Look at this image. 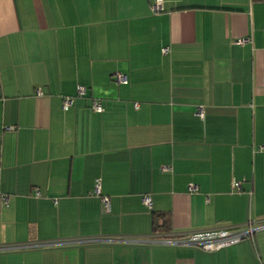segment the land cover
<instances>
[{"label": "crops", "instance_id": "obj_1", "mask_svg": "<svg viewBox=\"0 0 264 264\" xmlns=\"http://www.w3.org/2000/svg\"><path fill=\"white\" fill-rule=\"evenodd\" d=\"M263 145L264 0H0V264H264L150 244L264 221Z\"/></svg>", "mask_w": 264, "mask_h": 264}, {"label": "built area", "instance_id": "obj_2", "mask_svg": "<svg viewBox=\"0 0 264 264\" xmlns=\"http://www.w3.org/2000/svg\"><path fill=\"white\" fill-rule=\"evenodd\" d=\"M161 9L160 2H157L153 5L152 10L155 13H158ZM168 49H163V53H167ZM119 82H126L125 78L118 77ZM79 96H85L86 92L83 88H79L78 90ZM73 100L71 98H65L63 107L65 110H68L72 105ZM93 110L96 112H102L103 108L98 101H94ZM202 115V113H200ZM260 150L264 152V145L260 147ZM234 187L240 190V184L234 183ZM95 193L100 194V186L97 184L95 188ZM4 204H7L6 198L3 199ZM103 203L105 207H108V199L104 198ZM144 204L147 206L151 205L150 198H144ZM264 232V221H256L253 218H248L245 226L238 228H230V227H221V228H213L209 230L195 231V232H186L183 235H169V237L164 238L162 240L152 241L150 244H160L164 246L171 247H188L199 249L203 252L214 253L219 252L221 250L227 249L234 245L240 244L245 241H249L253 244L255 249L257 248V237L259 233ZM107 241H115V240H105V239H84L80 241H76V243H101ZM123 241V240H122ZM121 241V242H122ZM68 243V242H67ZM54 244H25V245H11V246H0V252H8V251H18V250H26L32 248H39L45 246H51Z\"/></svg>", "mask_w": 264, "mask_h": 264}, {"label": "trees", "instance_id": "obj_3", "mask_svg": "<svg viewBox=\"0 0 264 264\" xmlns=\"http://www.w3.org/2000/svg\"><path fill=\"white\" fill-rule=\"evenodd\" d=\"M155 220H157L158 221V219L159 218H162V220H164V223H163V226L161 227L162 229H165V230H169V225H168V219L166 218V220H165V217H162V216H160V215H156L155 216ZM157 221H155V223L157 222Z\"/></svg>", "mask_w": 264, "mask_h": 264}]
</instances>
